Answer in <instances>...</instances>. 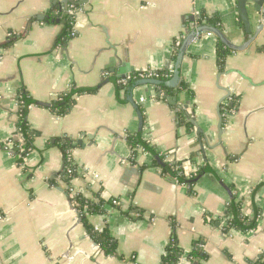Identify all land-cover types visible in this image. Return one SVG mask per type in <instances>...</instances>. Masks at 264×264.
Listing matches in <instances>:
<instances>
[{
    "label": "crops",
    "instance_id": "crops-1",
    "mask_svg": "<svg viewBox=\"0 0 264 264\" xmlns=\"http://www.w3.org/2000/svg\"><path fill=\"white\" fill-rule=\"evenodd\" d=\"M77 1L0 0V264H161L172 239L184 252L196 243L206 255L202 264L260 259L264 27L244 50L226 57L224 70L216 63V37L203 32L182 59L185 88H174L165 100L154 85L134 89L133 100L143 117L139 129L138 110L127 101L126 91L116 92L114 77L121 71L128 77L172 68L175 47L202 26L197 22L201 12L218 15L227 39L244 43L237 0ZM58 4L79 7L75 35L55 45L63 25L38 16L48 15ZM252 14L254 31L262 16ZM71 87L97 90L75 95L64 116L29 106L32 149L25 156L5 149V142L23 140L15 128L20 89L47 104ZM167 97H174L175 104ZM128 136L149 150L131 148ZM78 139L81 143L74 144ZM63 140L73 145L70 159L78 173L69 184L61 177L64 161L57 142ZM157 155L180 161L185 175L197 165H206V170L190 188L164 177ZM93 193L117 202L116 207L104 205L103 213L87 215L95 231L107 228L115 239L111 256L104 255L79 220L74 197ZM232 195L248 218L259 210L255 230L225 231Z\"/></svg>",
    "mask_w": 264,
    "mask_h": 264
},
{
    "label": "trees",
    "instance_id": "trees-1",
    "mask_svg": "<svg viewBox=\"0 0 264 264\" xmlns=\"http://www.w3.org/2000/svg\"><path fill=\"white\" fill-rule=\"evenodd\" d=\"M75 8L79 6L75 5ZM55 8V7H54ZM47 22H57L61 23L64 27L62 34L56 39L55 45L62 44L63 42L69 39L70 33L72 31V26L74 24L75 14L68 13L66 9H63V5L56 6V9L52 10L51 13L45 16ZM239 24L242 25L240 19L238 20ZM199 25H206L218 30L221 29L219 16L214 14L212 16L207 15L204 12H201L198 21ZM190 24L188 25V28ZM180 45H177L174 49V53L172 56V60H175L178 48ZM264 50V49H262ZM233 51L229 49L226 45H224L219 39L216 38L215 44V58L216 63L220 70H224L225 67V59L228 55H230ZM131 80L128 81L126 85H122L117 81L118 92L119 90L126 91L129 84L135 80H137V72H133L130 74ZM171 77V73L169 70H158L156 71L155 79L167 81ZM186 85L179 80L178 84L174 88H185ZM174 88L170 87H157V89L164 94L162 97L164 100L166 99V95L172 93ZM97 90V88H75L71 87V89L65 93H62L58 96V98L51 103H41L33 100L28 93L22 88L17 93V100L19 103L18 109V119L15 123V128L21 133L23 140L21 143V151L14 152V155L20 154L22 156L27 155L33 147V139L29 136V124L27 120V114L29 110V106L36 105L42 106L50 109L54 114L58 116H64L70 112L74 105V96L82 93H93ZM230 106L232 110L237 106V99L231 103ZM140 110V109H139ZM142 113V111L140 110ZM127 142L131 148H135L142 144V142L137 137L128 136ZM57 146L62 152L63 156V169H62V179L69 184L72 178L77 177L78 173L76 172L75 166L70 159V150L73 148L71 141L63 140L57 142ZM156 165L161 169V172L164 177L176 180L180 184H186L191 188L193 184L198 180V178L202 175V173L206 170V165H197L196 170L190 173L189 175H185L183 170V164L177 160H167V157L164 155H157ZM114 199H103L99 193H93L91 197H85L83 194H78L74 197V201L78 203L77 209L79 210V220L82 222L84 227L88 230L90 235L94 238L104 255L111 256L114 255L117 249V243L115 239L110 235L108 229H104L101 232L95 231L91 225L88 223L87 215L100 214L104 212V205L109 204L113 207H116L113 202ZM243 205L241 201H236L235 195H232L231 200L228 204L226 213L229 215L226 223L224 224L225 231H229L230 229L241 230V231H250L255 230L257 228V219L259 218V210L256 209L254 217L248 218L244 215ZM123 215H127V212H122ZM206 221L215 224V222L206 217ZM198 245L195 243V246L187 252V257L192 260L194 264H202L201 261L205 260L206 255L197 247ZM186 253V252H185ZM184 254V250L178 245L175 239L166 246L164 250V254L162 256L161 264H178L179 257ZM249 264H264V256L258 259L255 262H251Z\"/></svg>",
    "mask_w": 264,
    "mask_h": 264
},
{
    "label": "water",
    "instance_id": "water-1",
    "mask_svg": "<svg viewBox=\"0 0 264 264\" xmlns=\"http://www.w3.org/2000/svg\"><path fill=\"white\" fill-rule=\"evenodd\" d=\"M72 0H62V3H71ZM78 4H85L87 3V0H78ZM251 3L249 6L248 4ZM237 11L239 15V19L241 23L243 24L244 32L247 35V40L240 44L236 45L232 43L230 40L227 39V37L218 29L210 27V26H200L198 28H193L190 33L186 35V37L183 39V41L180 44V47L178 49L176 58L174 60L173 64V71L171 77L167 81H162L158 80L155 78L152 79H137L129 84V86L126 89L127 92V101L130 102L137 110L139 113V119H140V127L142 126V113L139 110L138 105L134 102L133 100V91L136 87L141 86V85H154L156 87H170L174 88L177 86L179 80H180V75H181V64H182V59L185 54V51L189 44H191V41L193 37L195 36L196 32H209L212 33L217 39H219L224 45H226L229 49L232 51H242L244 50L255 38V36L261 31L264 27V0H237ZM252 12L261 15V22L256 25L254 31L252 29V20L253 14ZM39 20H44L45 16L44 15H39L38 16ZM127 72V71H126ZM122 75H117L118 77H125V71H121ZM114 77L113 82L116 87V92L118 91L117 87V79L118 77ZM173 98V99H172ZM167 100L170 104L174 105L175 104V98L174 97H167ZM42 103V102H41ZM221 125H222V118L219 115V123H218V130L219 133L221 132ZM140 135V133H139ZM141 141V140H140ZM142 142V141H141ZM81 141L78 139L74 141V144H80ZM145 149L149 148L142 142L141 144Z\"/></svg>",
    "mask_w": 264,
    "mask_h": 264
},
{
    "label": "built area",
    "instance_id": "built-area-1",
    "mask_svg": "<svg viewBox=\"0 0 264 264\" xmlns=\"http://www.w3.org/2000/svg\"><path fill=\"white\" fill-rule=\"evenodd\" d=\"M66 10H67V12L68 13H73L74 14V12L76 11L75 10V7H74V5L73 4H70V5H68L67 6V8H66ZM200 27V26H199ZM208 32H206V34H207ZM203 34V32H196V34H195V36L193 37V39H192V41L191 42H197V41H199V39H200V37H201V35ZM209 34V33H208ZM75 35V31H74V29L72 28V31H71V33H70V36H74ZM172 71H173V68H170L169 69V72L171 73V75H172ZM154 76H156V71L154 70V71H152V70H144V71H138L137 72V79H152V78H154ZM132 78L130 77V76H128V77H123V78H121L118 82L120 83V84H122V85H126L127 83H128V81L129 80H131ZM142 103H145L146 102V100H144V99H141L140 100ZM18 119V114H17V116H16V120ZM4 147H5V149H9V148H12V149H17L18 151H21V143L20 144H13L12 142H5L4 143ZM94 177H97L96 175H94ZM114 205L115 204H117V202L115 201V200H113V202H112ZM187 252L185 253L184 252V254L182 255V256H180L179 257V261H178V264H194L193 262H192V260L191 259H189L188 257H187Z\"/></svg>",
    "mask_w": 264,
    "mask_h": 264
}]
</instances>
